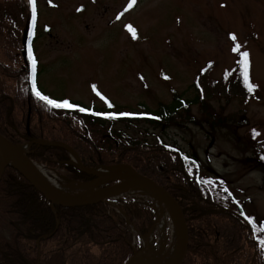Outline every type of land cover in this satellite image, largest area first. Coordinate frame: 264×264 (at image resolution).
I'll use <instances>...</instances> for the list:
<instances>
[{
    "label": "rangeland",
    "instance_id": "374dc122",
    "mask_svg": "<svg viewBox=\"0 0 264 264\" xmlns=\"http://www.w3.org/2000/svg\"><path fill=\"white\" fill-rule=\"evenodd\" d=\"M35 11L36 36L29 47L26 23L20 37L9 36L13 30L9 23L0 30L1 59L17 64L28 56L32 64L38 63L40 93L86 107L108 102L137 111L140 104L153 108L169 102L172 89L185 97L201 92L219 116L230 119L228 125L212 130L206 124L182 121L178 128L163 131L143 125L135 132L200 158L204 169L198 174H206L228 205L240 206L264 228V0H134L131 7L129 0H35ZM5 14L0 7V18L8 19ZM126 25L135 29V36ZM244 51L246 69L240 63ZM245 71L256 85L252 91ZM192 113L202 117L195 106ZM34 163L59 188H73L71 194L81 195L93 182L95 190L112 183L101 182L100 177L75 181L57 168ZM118 167L130 171L125 164L88 168ZM116 197H134L153 206V222L145 233L138 235L129 223L128 229L137 246L134 252L141 253L149 236L151 252L143 259L162 264L158 259L168 254L174 236L170 215L166 213L161 241L158 198L152 191Z\"/></svg>",
    "mask_w": 264,
    "mask_h": 264
},
{
    "label": "trees",
    "instance_id": "16d2710c",
    "mask_svg": "<svg viewBox=\"0 0 264 264\" xmlns=\"http://www.w3.org/2000/svg\"><path fill=\"white\" fill-rule=\"evenodd\" d=\"M0 7L9 14L8 19L6 14L5 20L0 18V30L9 23L13 26L9 36L20 37L26 23L29 47L38 16L35 11L33 18L29 0H0ZM37 73L38 63L32 64L28 56L17 64L0 58V134L13 143L62 142L86 167L127 164L158 182L176 199L185 217L188 246L183 264H264V228L256 226L240 206L228 205L206 174H198L204 169L202 160L135 132L143 125L163 131L178 128L182 121L206 124L212 130L228 125L230 119L219 116L201 92L185 97L172 89L169 102L153 108L140 104L137 111L108 102L86 107L48 96L78 106L56 107L36 95ZM194 106L202 117L192 113ZM29 157L75 181L94 178L70 163L64 147L33 142ZM153 213L151 204L134 197L112 204L51 205L17 169L7 166L0 177V264H125L137 249L128 225L141 235L151 226Z\"/></svg>",
    "mask_w": 264,
    "mask_h": 264
},
{
    "label": "water",
    "instance_id": "95a60500",
    "mask_svg": "<svg viewBox=\"0 0 264 264\" xmlns=\"http://www.w3.org/2000/svg\"><path fill=\"white\" fill-rule=\"evenodd\" d=\"M33 142L49 144L66 148L72 155V163L78 170L93 175L95 178H107L111 180V184L93 192L76 195L63 196L54 190L47 187L38 177L34 161L29 157V147ZM3 155V160L0 161V177L7 166H12L19 171V173L29 182L35 189L43 194L46 200L51 205L62 207H80L98 202H108L114 200L117 194L125 187L133 184H139L152 191L155 196L160 199L166 207L172 212L176 220V229L178 233V246L170 264H182L186 255L188 246V230L184 214L176 199L167 191L162 185L152 178L143 175L133 169L131 166L125 164L129 169L128 175L112 176L111 172L100 174L98 170L85 167L78 156V154L68 145L62 142H51L45 140H31L27 143H13L11 140L0 134V155ZM105 170V169H103ZM140 252L133 254V258L126 264H130ZM143 264H155L149 261H144Z\"/></svg>",
    "mask_w": 264,
    "mask_h": 264
},
{
    "label": "bare ground",
    "instance_id": "6f19581e",
    "mask_svg": "<svg viewBox=\"0 0 264 264\" xmlns=\"http://www.w3.org/2000/svg\"><path fill=\"white\" fill-rule=\"evenodd\" d=\"M4 156L1 154L0 155V159L3 160ZM0 160V161H1ZM36 167V173L39 177V179L47 186L49 187L50 189L54 190L55 192H57L58 194H61L63 196H76V193H73L71 194L74 190L73 188H67V187H58L55 182L53 181V179L49 178L48 175L43 171V169L41 168V166H35ZM100 174H104L106 172H111L112 173V176H121V175H128L130 173L129 170H127L125 167H118V168H114L112 170H99L98 171ZM107 178H101V182L102 181H105ZM97 182H93L92 184H90V187L89 189H87V191H84L83 193H81V195H83L84 193L87 194V193H90V192H93L95 191V185H96ZM146 190L145 187H143L142 185H139V184H133V185H129L127 187H125L124 189H122L117 195L119 194H131V193H136V192H144ZM157 212H158V220H159V226H160V239L161 241H163L165 239V236H164V231H163V226H164V223L166 221V213L170 215L171 217V220L175 226L174 228V236H173V239L171 241V247L168 251V254L164 255V256H161L159 257L158 261L162 260V264H170L175 252H176V249H177V246H178V233H177V229H176V220L172 214V212L166 207V205L164 204V202H162L160 199H158L157 201ZM149 236L146 237L144 239V249L141 251V253L135 258L132 260V262H130V264H143L144 262V259H143V256L145 255H149V253L151 252L150 249L148 248L147 244H148V240H149Z\"/></svg>",
    "mask_w": 264,
    "mask_h": 264
},
{
    "label": "snow or ice",
    "instance_id": "6c2138e0",
    "mask_svg": "<svg viewBox=\"0 0 264 264\" xmlns=\"http://www.w3.org/2000/svg\"><path fill=\"white\" fill-rule=\"evenodd\" d=\"M132 3H134V0H129V7H131ZM29 4L32 6V11H33V18H35V0H29ZM126 27L129 29L130 32H132L133 36H135V29L132 28L131 25H126ZM233 40H235V36L233 35ZM239 48V46H235L233 48V51H237ZM242 60L240 61L241 64H243L245 66V69L247 67V57H248V53L246 51L241 52L240 53ZM33 63H35V61H33ZM245 76V83L248 87L249 91H252L256 85L252 84L247 77V72L245 71L244 73ZM93 88L95 89V85H93ZM36 95L38 97H40L41 99L47 101L49 104L54 105L56 107H78L75 104H71L69 103L68 100H55V99H51L48 96L43 95L42 93H40L39 91L36 92ZM81 111H89V109H80ZM100 115H109V116H115V115H131V113H99ZM253 133L255 134V130L253 129ZM249 219H251V217H249ZM262 243H264V241H262Z\"/></svg>",
    "mask_w": 264,
    "mask_h": 264
}]
</instances>
